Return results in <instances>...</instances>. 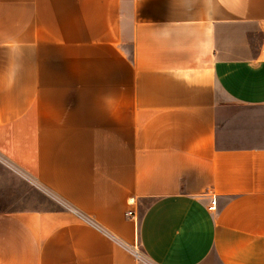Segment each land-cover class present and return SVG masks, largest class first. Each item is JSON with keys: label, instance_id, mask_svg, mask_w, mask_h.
<instances>
[{"label": "crops", "instance_id": "crops-1", "mask_svg": "<svg viewBox=\"0 0 264 264\" xmlns=\"http://www.w3.org/2000/svg\"><path fill=\"white\" fill-rule=\"evenodd\" d=\"M0 264H264V0H0Z\"/></svg>", "mask_w": 264, "mask_h": 264}, {"label": "rangeland", "instance_id": "rangeland-1", "mask_svg": "<svg viewBox=\"0 0 264 264\" xmlns=\"http://www.w3.org/2000/svg\"><path fill=\"white\" fill-rule=\"evenodd\" d=\"M33 203H34V205H39V206H47V205L56 206V205L61 204L62 202L60 203V201L57 199V197H55L54 195H52L49 192L43 193L42 191H40V193H38V192L34 191ZM135 246L140 249V254H139L138 259L144 260V258H145L144 252L141 250V248L139 247V245L137 243L132 245V248H134Z\"/></svg>", "mask_w": 264, "mask_h": 264}, {"label": "built area", "instance_id": "built-area-1", "mask_svg": "<svg viewBox=\"0 0 264 264\" xmlns=\"http://www.w3.org/2000/svg\"><path fill=\"white\" fill-rule=\"evenodd\" d=\"M216 205H217V200H216V198H213L211 200V204L209 205V208L210 209H215L216 208ZM128 215L133 216L134 215V211L133 210H129L128 211ZM132 252L136 256V258L139 257L140 249L138 247L135 246L134 248H132Z\"/></svg>", "mask_w": 264, "mask_h": 264}]
</instances>
